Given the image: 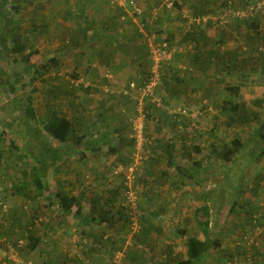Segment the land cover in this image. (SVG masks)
<instances>
[{
    "label": "rangeland",
    "instance_id": "rangeland-1",
    "mask_svg": "<svg viewBox=\"0 0 264 264\" xmlns=\"http://www.w3.org/2000/svg\"><path fill=\"white\" fill-rule=\"evenodd\" d=\"M138 1L149 11L160 3ZM225 1L179 0L180 9L158 5L156 30L144 29L143 38L108 0H10L3 8L8 17L15 14L25 50H38L35 61L48 68L32 80L19 56L0 54V123L11 124L3 143L8 149L14 137L18 146L0 160V264H176L185 245L177 230L200 232L193 210L204 204L203 192L212 197L210 237L219 245L199 264H264V155L252 154L254 131L264 122V0H230L227 8ZM198 13L209 17L193 27L194 48L185 14ZM144 37L151 45H169L170 59L154 57L160 60L159 105L126 88L136 71H148ZM210 49L217 54L207 57ZM123 62L138 69L114 73ZM207 66L208 76L201 77L198 69ZM234 83L240 85L236 96L224 88ZM28 96L33 118L25 113ZM73 96L84 102L82 110L65 101ZM223 101L242 103L247 118L239 122L222 109ZM54 106L82 113L75 133L107 132L116 143L113 151L68 153L44 170L48 191L40 196L31 169L39 165L35 158L43 146L31 130L45 133ZM139 110L146 117L138 143L131 122ZM233 138L243 141L242 149L230 161L221 159L218 152ZM197 163L206 172L188 177ZM213 178L218 188L223 183L225 196H215ZM24 181L28 185L18 192ZM128 185L136 192L133 202L124 195ZM55 191L77 197L69 213L49 205L47 195ZM100 216L106 220L97 221ZM30 228L38 238L33 250L27 246ZM169 249L170 258L160 263L159 255L164 251L168 258Z\"/></svg>",
    "mask_w": 264,
    "mask_h": 264
},
{
    "label": "trees",
    "instance_id": "trees-1",
    "mask_svg": "<svg viewBox=\"0 0 264 264\" xmlns=\"http://www.w3.org/2000/svg\"><path fill=\"white\" fill-rule=\"evenodd\" d=\"M9 1L10 0H0V44H1L0 54L3 53V51L5 50L10 53H15L17 56H19L22 59L23 63L26 66L25 70L28 69L29 74L32 75V80H35L36 77H34V75L42 74V69H44L45 63H43V61L41 60L35 61V57L38 56V50L36 49L28 50V51L25 50V45L23 44L21 35L16 28L15 14L12 12L11 16L8 17V11L7 10L3 11V8H5V6L9 3ZM194 1H198V0H194ZM201 1L208 3L209 0H201ZM245 1H247L246 4H250V3L254 4V1L252 0H245ZM108 2H110V0H108ZM228 2L230 3V0H228ZM228 2L227 4H226V1L223 2L224 4H226L225 8L229 6ZM126 4L129 7H127ZM141 4L143 5V3ZM141 4L138 0H126L124 1L123 5L118 6V7H116L117 5H114V7H116L117 9V15L122 17L124 20L127 18V21H132L134 23L133 25H134L135 33H137L139 37L143 38V35H145L144 29L149 30L151 32H154V30H156L154 28L153 23H154V20H156L158 15L154 17V15L152 14V12L154 11V8H158V5L163 6L165 9L167 7L161 4V0L159 4H155V3L154 5L152 4L151 6L152 9L150 11L145 10L146 7H144V5L142 6ZM171 7H176L180 9L181 4L179 0H173ZM13 8H14V11L18 13V7L13 6ZM199 14L200 13H198V15L196 16L193 14L192 15L185 14V16L187 17L190 16L191 18L189 19L186 17L187 19H189V23L192 25L191 27L192 29H188L187 31L190 35V40H191L190 44H194V48H196V44H197L195 40L197 38L196 37L197 31L193 30V27L198 26L200 28L199 24L198 25L196 24L199 21H202L205 17H209V16H203V15H208V14H203V15L201 14L199 15ZM135 18L138 21L137 25L134 22ZM143 42L146 43L147 55L149 56V60H150L149 63L151 64L152 60H151L150 48L148 46V42L146 41L145 37H144ZM8 43L10 44V46ZM199 53L200 51H197L196 53H194L195 55H193V63H197L199 59ZM211 54H217V53L216 51L210 49L208 51L207 57L210 56ZM225 65H226V61H225ZM208 68L209 67L207 66L206 69H198L197 73L201 72L199 73V75L201 77L206 78L208 76V72H207ZM175 81L179 83L181 82V79L179 77H176ZM159 86H160V83H159ZM239 86H240L239 84L234 83L232 85H226L224 88L227 91H229L231 94L236 96L239 93V89H240ZM172 94L173 92H171V95ZM29 100H30V97H28V104H26L25 106V113L30 118H33L34 112H33V108L31 107ZM13 103L16 104V101L15 102L13 101ZM134 104H137V102L136 103L134 102ZM221 107L223 110L228 111L230 114L238 116L239 122H242L247 118L245 106L242 103L223 101ZM240 109H243V111L238 112ZM145 117H146V113H145ZM0 125H2V129H3V132L0 134V160L2 159L4 160L5 157H7V155L9 154L8 149H11L13 147L17 149L18 146H16V140L14 139V137H11L9 138L10 147L8 149H5L6 147L4 146L3 141H4V137L6 136V134L11 133V129H10L11 124L8 122H2L0 123ZM43 130L49 136L57 139L60 142L66 141L71 135V133L74 132L73 124L71 123V121L68 118H66L64 115H61V113L58 114L54 111H52V115L49 117L48 121H46V123L43 124ZM31 131L32 132L34 131L35 137L38 138L39 132L35 131L34 129H32ZM104 133L107 134V132H104ZM12 134H15V133H12ZM106 134H104L105 139L103 138L101 140H98V139L93 140L90 143L91 149H95L94 145L96 146L97 144H100L101 142L106 141V140L109 141V137H112V136H110L111 134L109 133L107 135ZM252 138L255 144V146L252 148L253 150L252 154H254L255 158L257 159L264 155V122L260 123L258 129L254 131V135ZM43 142L46 143V141H43ZM243 144H244L243 141H241L240 139L233 138L231 140L230 145H227L225 148H222L221 151L218 152L221 156V159L230 161L233 155L237 151L242 149ZM43 148L44 149L41 151L40 155L35 158V162L38 163L39 165L37 167L33 166L31 169V176H32L31 181H32V184L34 185V188L36 189V195H40V196L44 192L48 191L47 182L43 180V176L45 175L44 170L48 169L51 165H54L56 161L59 160V157H60V152H57V150H55L53 147L51 148V144L49 145L47 144L46 147H43ZM25 149L27 148L25 147ZM110 150L113 151L114 146L110 147L109 151ZM201 166H202L201 163H197V165L193 168V173L190 172L188 174V177H194V175L195 174L198 175L200 171L206 172L207 168L206 167L201 168ZM221 179L223 180V177ZM212 182H213V185L215 186V193H214L215 196H217V194H219V197L225 196V192L223 193L222 191L223 183L219 185V188H218V186L216 185L217 181H215L214 178L212 179ZM27 185L28 183L24 181L23 185L16 186V189L18 192H22V190L25 189L23 186H27ZM211 198L212 197L208 193L203 192L202 202H204V204L202 203L200 204V206H196L193 210V215L195 216L197 220L196 223L198 225V230L201 232L203 238L200 239L193 235L186 236V239H185L186 257L183 259H178L176 261V264H199L202 261V259L206 256L209 249L213 247H217L219 245L218 243L219 241H217V239H213L210 237L209 228H210V220H211V217H210L211 210H210V205L208 201L212 200ZM47 200L49 202V205L60 206L61 211L64 213H69L71 211L72 206L77 204L76 196L68 195L61 191H55L54 193H52V195H47ZM217 203H218V200H217ZM229 210H232V205L229 206ZM76 212H78L79 214L80 211L78 210V208H76ZM86 218L85 220H87V222H89L90 220H95L93 216L89 219L88 218L86 219ZM104 220L106 219H104L103 216H100V218L97 219V221L99 222H102ZM177 231L181 235H184L186 233L185 228H180ZM27 232H28L27 235L29 239L27 246L30 250H33L38 243V238L35 236L31 228ZM13 245L15 246V244Z\"/></svg>",
    "mask_w": 264,
    "mask_h": 264
},
{
    "label": "crops",
    "instance_id": "crops-1",
    "mask_svg": "<svg viewBox=\"0 0 264 264\" xmlns=\"http://www.w3.org/2000/svg\"><path fill=\"white\" fill-rule=\"evenodd\" d=\"M129 45H133V43L129 44ZM127 53H128L129 58H131L132 57V55H131L132 51L127 52ZM138 54L142 57L141 53H138ZM144 55H147V53L145 52ZM134 57H135V55H134ZM129 58H128V60H129ZM127 64L128 65H126L124 62L121 63L120 66L117 67V69H116V71L114 73H117V72L118 73L119 72L122 73L123 72V73H129L130 74V73H133V71L135 69H138L137 67L133 68L132 65L129 64V63H127ZM89 65H93V64L89 63ZM45 67H46V65L44 66V68ZM46 68H48V67H46ZM84 70H85V72L89 71V68L88 69H84ZM139 72L140 71H136L135 74H138V75L136 77H134V78H131V80L135 79L138 82L141 79L140 76L143 77V76H145L147 74V73H145V74L140 75ZM42 73H43V71H42ZM126 77H127L126 79L130 78L128 74H126ZM114 78H115V74H114ZM101 82H102V84L106 83V81H104V80H102ZM157 90L159 91L160 87H158ZM110 97L111 96H109V98ZM29 101H30V104H31V100H29ZM65 101L70 102V103L74 102L76 106L79 105L81 107V110H82V106L84 105V102L82 100H81V102L78 101L75 96H73L72 98H69V99H65ZM99 103H100V101H99ZM52 111H54V112H56L58 114L61 113V115H64L66 118H68L71 121V123L73 124V128H74V132L71 133L69 138L66 141H64V142H60V141H58L55 138H51V136H49L47 133H44V134L43 133H38V138L41 137V145L43 147H46L47 144L48 145L51 144V148L53 147L55 150H57V152H60L59 160H57L56 163L54 164L55 167L57 166V162L58 161H62L63 159H65V157L68 156V153L71 155L75 150H80V149L83 150L84 149V151L86 150L87 152L89 151V152L93 153L95 149H91V144L90 143L93 140H97V139L101 140V139H103L104 136H105L104 134H106V133H104V132L103 133H99L97 136L96 135H92L90 133H75V129L76 130L79 129L78 127H75L76 122L83 123L82 113L81 112L79 113V111H75V110L74 111L73 110H70V111H67V110L64 111L63 110L62 111L60 106H54L53 109L50 110L48 117H50L52 115ZM48 119L46 121H48ZM46 121L44 123H46ZM80 129H82V128H80ZM45 135H48V136L44 137ZM48 137L50 139H55L56 142L55 143L54 142H50L48 140ZM43 141H46V143L43 142ZM115 143L116 142L114 140V137L113 138L109 137V141L106 140V141L101 142L100 144H97L96 146L94 145V148H99L100 149L102 147H111V146H114ZM43 147H42V150L44 149ZM192 235L202 239L201 232H189V231H186V233L183 236L186 239V236H192ZM150 248H152L154 250V247L151 246ZM172 248H174V250H176V247H174V244H173ZM185 249H186V245H184V247H183V256L180 259H183V258L186 257ZM165 250H167V249H165ZM170 256H171V250L169 251V257L168 258H166L167 257L166 256V252L162 251L161 254L159 255L158 259H159L160 263H162V262H165L167 259H169Z\"/></svg>",
    "mask_w": 264,
    "mask_h": 264
},
{
    "label": "built area",
    "instance_id": "built-area-1",
    "mask_svg": "<svg viewBox=\"0 0 264 264\" xmlns=\"http://www.w3.org/2000/svg\"><path fill=\"white\" fill-rule=\"evenodd\" d=\"M124 1L126 0H110L111 3L121 6L123 5ZM173 0H161V4L165 5L167 8H170L172 6ZM132 2V1H130ZM152 14L155 17V12L153 11ZM205 19V18H204ZM154 34H151L153 36ZM149 40V38H148ZM150 48L151 53V60L152 63L150 64V67L148 69V72L145 76L141 77L140 80L137 82L135 79L130 80L127 83V88L133 91H136L137 94H139L140 99L142 98H152L154 100V103L156 105L160 104L161 97L158 94V86L160 83V60L154 61L155 55L162 56L163 58L169 59L171 57L169 46L167 45L166 41H163L162 43H155L154 45L148 44ZM145 100V99H144ZM139 105V102H138ZM139 114L137 117H135L131 122V128L134 135L135 140L139 143L142 141V131H143V119L145 117V114L142 110L138 111ZM133 170V166L128 167V173L126 174V178H131V172ZM135 194L130 186H127L126 195L127 200L130 202H133L135 199Z\"/></svg>",
    "mask_w": 264,
    "mask_h": 264
}]
</instances>
